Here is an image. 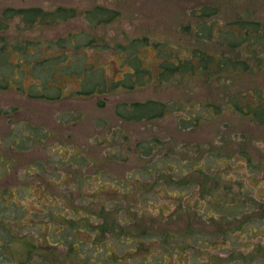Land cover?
Returning <instances> with one entry per match:
<instances>
[{
  "label": "rangeland",
  "instance_id": "1",
  "mask_svg": "<svg viewBox=\"0 0 264 264\" xmlns=\"http://www.w3.org/2000/svg\"><path fill=\"white\" fill-rule=\"evenodd\" d=\"M204 3L214 5L219 14L226 18L239 14V17L264 19V0H0V54L7 55L6 62L12 65L6 64V70L0 66V264H16L18 257L25 256V252L31 249L32 242V249L35 250L28 254L29 264H60V254L65 250H60V246L42 247V242H47L50 226L54 232L60 229L55 227L60 225V214L54 219L50 216V212L62 213L60 208L69 209L72 214L78 213L81 218L93 216L96 226L101 225L103 230L99 237L112 240L109 238L111 232L107 233L106 230L110 228L108 205L114 202V196L110 197L120 187L112 182L98 184V180L105 181V178L95 177L93 180L91 175L100 169L114 174H126L133 168L139 170L144 158L129 148L132 145L129 143L130 138H149L160 133L159 136L173 137L181 144V138L188 136L172 133L174 124L170 117L151 125L126 123L116 117L114 104L147 97L168 101L175 99L181 103L178 105L180 115H186V101L194 93L187 87L158 88L159 91L148 87L131 92L124 89L114 91V94L106 98L103 95L97 96V91L92 94L79 92L90 90L91 83H102L104 80L111 83L114 78L121 77L122 70L129 68L123 60L125 55L119 54L114 47L118 42L128 44L134 38L147 35L164 42L162 48L166 43V49H174L183 56L187 43L203 39L189 32L181 34V26L198 18L199 6ZM33 7L41 8L43 11L40 14L43 16L27 20L29 18L24 13ZM98 10H105L107 20L99 19L102 14ZM60 11L65 12L64 18L54 19L53 15ZM27 43L28 55L22 49ZM211 47L218 48L217 44H212ZM137 52L144 67L158 66L159 54L156 47L147 44L139 47ZM42 60L45 62L41 63ZM262 85L264 86V80ZM198 95L197 93L195 97ZM98 101L104 102V106H99ZM174 106L176 105L171 102L170 107ZM228 120H231L229 115L221 114L218 118L205 121L202 128L190 136L200 141L206 139L212 147L233 153L236 145L227 140L231 127L224 124ZM223 125L226 127L225 131ZM159 128L161 132L158 131ZM219 128L218 135L223 139L215 142L214 134ZM263 129L264 125H248L246 133L249 135L251 131ZM259 142L264 147V141ZM73 154L80 157L78 162H75ZM228 160L227 164L216 167L223 168L227 165V170L233 171L237 164L230 158ZM207 166L215 167L214 159H207ZM73 170L86 171L90 175L88 178V174L82 176L84 180L73 185V178L69 174H73ZM240 173L234 172L230 176L223 174L221 181L245 180ZM75 174V177H80L79 173ZM126 178L125 185L134 194L133 200L140 201L136 209H143L141 220L151 222L152 225L150 216H154L155 224L160 227L159 233H164L161 231L166 229L180 231L189 221L196 229L206 226L199 221L189 220L186 213L175 215L169 222L160 219L158 212L160 207L165 206L162 204L168 203L166 198L171 197L169 191L155 194L160 185L156 183L155 192L147 193L142 188V183L152 178L150 172L137 171ZM262 183L260 181L259 185ZM249 188L251 192L257 189ZM168 189L176 195V191ZM191 191L192 188L181 190L186 198L191 196ZM135 195L141 198L138 199ZM192 197L191 205H198L206 210L207 205L203 207L196 203L197 197L193 194ZM175 200L177 203L180 201L178 198H171L172 203H176ZM201 201H204L203 198ZM175 206L169 204L163 210L175 209ZM67 223L68 220L64 227L66 229L62 231L64 233L70 231ZM251 224L254 235L226 236L224 240H221V236L203 237L211 241L217 240L214 247L203 245L204 242L199 241V236L194 233L191 244H195L203 253L200 256L196 254L195 258L200 262L195 261L193 256L190 257V264H202L203 260H209L205 251L208 252V257L217 254L222 258L233 251H244L245 247L250 250L248 245L244 243L242 246L240 243L245 240L251 244L262 239L264 234V228L260 227L259 222ZM95 234L94 229L81 233L84 239L93 244L97 239ZM51 236L55 239L54 235ZM64 239L67 249L74 238L70 236ZM149 239L154 242L150 244ZM140 241L142 244L136 252L132 251L134 243L116 241L113 249L109 248L116 252V255L113 254L115 261L109 260V264H120L117 258L125 255L129 256L126 264H143L151 252L154 255L149 258L151 262L146 264H158L157 256L162 253L163 248L162 238L141 237ZM84 245L89 247L87 243ZM89 249L91 251H83L86 257L77 252L78 256L70 255L65 264H95L96 259H104L101 255L96 258L93 248ZM8 251L13 256L9 257ZM191 251L188 253H192ZM187 258L177 256L175 260L187 262ZM87 259L88 262H85ZM235 261L238 262L229 261L227 264L243 262ZM102 263L104 261L96 262ZM251 264H264V260L253 261Z\"/></svg>",
  "mask_w": 264,
  "mask_h": 264
},
{
  "label": "trees",
  "instance_id": "2",
  "mask_svg": "<svg viewBox=\"0 0 264 264\" xmlns=\"http://www.w3.org/2000/svg\"><path fill=\"white\" fill-rule=\"evenodd\" d=\"M104 11H99L102 14L101 17L104 18L99 16L102 21L107 20ZM55 16L53 15L54 18ZM197 16L198 18H195L194 21L182 25L180 33H193L203 40L187 43L183 56L174 49H166V43L162 48L161 45L164 42L154 40L147 35L134 38L128 44L118 42L114 47L119 54L125 55L123 60L129 68L122 70L121 77L114 78L111 83L106 80L101 81L102 83H91L90 90L79 92L92 94L97 91V96L103 95L106 98L114 94V91L124 89L131 92L137 88L148 87L154 91H159L158 88L181 87L185 89L184 87H187L194 93V96L186 101L188 106L186 115H180L178 105L181 103L175 99L168 101L147 97L142 100L118 101L114 104L116 117L126 123H148L151 125L163 118L170 117L173 118L174 124L172 133L188 136L181 138V144L177 143L173 137L159 136L160 133L151 135L149 138H130L129 143L132 145L129 148L134 149L137 155L144 158L143 165L139 170L133 168L126 174H114L100 169L91 175L93 180L95 177L105 178V181L98 180V184L112 182L120 187L119 189L117 187L114 195L110 197L114 196V202L108 205L110 228L106 230H108L107 233L111 232L109 236L111 241L106 237H99V234L103 233L102 227L101 225L96 226V221L91 215L81 218L78 213L73 212L72 214L69 209L61 208L62 213L60 211L50 212L52 219L60 214V225H55L60 229L54 232L53 227L50 226L48 238L45 237L47 242H42V247L60 246V250H65L66 252L63 251L60 254V264H65L66 259L70 255H77V252L86 257L83 251H91L89 247L93 248L96 258L100 255L104 258L96 259L95 264L97 261L109 264V260L115 261L113 254L116 255V252L109 248L113 249V244H116V241L134 243L132 251L136 252L142 244L141 237L156 236L162 238L163 245L162 253L160 252V255L157 256L158 264H190V257L193 256L195 261H199L195 258L196 254L200 256L203 253L194 246L195 244H191L194 233L199 236V241L204 242L203 245L214 247L217 240L211 241L206 238L221 236L222 238H217L224 240L226 236L250 235L253 232L251 222L254 221L259 222L260 227L264 228V147L259 145V141H264V129L257 130V132L251 131L249 135L246 133L248 125H264V86L262 85V80H264V19L239 17V14L226 18L219 14L214 5L208 3L199 6ZM114 17L109 16V18ZM147 44L158 50L159 64L155 68L144 67L141 64L137 50ZM212 44H217L218 48H212ZM26 47L27 44H24L23 50ZM0 48L2 49V46ZM0 56L4 55L0 54ZM4 57L5 59L0 57V65L8 61L7 56ZM43 60L42 62H45ZM197 93L199 95L195 97ZM214 99L220 102H216ZM170 101L176 106L171 108ZM104 104V102L98 101L99 106H104ZM221 114H227L231 119L225 121L224 124L226 127H231L228 130L227 140L236 145L233 153L212 147L206 139L200 141L190 136L202 128L205 121L218 118ZM211 116L212 118H210ZM223 126L225 127V125ZM226 127L223 128L224 131ZM158 131L161 132V129L159 128ZM219 131L220 128L215 131V142L223 139L218 135ZM73 156L76 157L75 162H78L80 157L75 154ZM115 156L116 154H114ZM229 158L237 164L235 169H232L233 171L229 172L227 165L223 168L216 167L223 163L227 164L226 161L229 162ZM207 159H214L215 167L207 166ZM86 161L89 160L86 159ZM73 171V174L69 173L71 179L73 178V185L83 181L84 177L82 176L88 174L86 171ZM137 171L151 173L152 178L146 179L142 183V188L147 193L155 192L156 183L160 185H158L155 194H163V191L165 194L166 191H169L171 197L166 198L168 203L162 204L165 206L160 207V212H158L160 219L169 222L174 219L175 215L186 213L189 220L199 221L206 226L196 229L189 221V224L180 231L166 229V231H161L164 233H159L160 227L155 224L154 216H150L152 225L151 222H143L141 220L143 209H136L140 201L133 200L134 194L129 186L125 185L126 177L129 178L132 173ZM75 172L79 173L80 177H75L77 175ZM234 172H241L240 174L245 180L238 179L234 182L229 180L225 183L221 181L223 174L230 176L234 175ZM260 181L263 182L262 185H259ZM249 186L257 187V189L251 192ZM168 188L176 191V195H173L172 190ZM184 188H192L191 196L188 198L184 196L185 193L181 192ZM160 190L162 192L158 193ZM192 194L198 198L196 203L202 204L203 207L207 205L206 210H202L198 205L197 207L191 205ZM139 195L135 196L140 199L144 193ZM171 198H178L180 201L177 203L175 200L176 203H172ZM201 198L207 204L201 201ZM169 204H175V209L163 210ZM244 209L246 210L244 211ZM67 220L70 231L64 233L62 231L66 229L64 227ZM208 227H212V229H208ZM93 229L96 230L95 235L97 236L94 244L81 235L85 230ZM51 235H54L55 239ZM70 236L74 239L69 243V248L65 249L64 237L69 238ZM153 242L154 240L149 239L150 244ZM85 243L89 247L86 248ZM244 243L250 247V250L245 247L244 251H233L227 257L221 258L217 254L208 257L209 254L205 251L209 260H203L202 264L203 262L204 264L207 262L208 264L238 262L235 260H242V264H251L253 261L264 260V234L262 239L251 244L244 240L240 245L243 246ZM252 244L253 246H251ZM32 246L33 242L31 249L25 252V256L18 257L16 264L30 263L28 254L35 250V248L32 249ZM158 250L159 248L156 251ZM189 251L192 253H188ZM8 254L11 257L12 253ZM152 255H154L152 252L148 254L149 257H146L143 264L151 262L149 258ZM177 256L188 257V261L175 260ZM128 257L125 255L123 258L117 259L120 264H126L125 261ZM218 259L219 261H217ZM84 261L88 262V259Z\"/></svg>",
  "mask_w": 264,
  "mask_h": 264
},
{
  "label": "flooded vegetation",
  "instance_id": "3",
  "mask_svg": "<svg viewBox=\"0 0 264 264\" xmlns=\"http://www.w3.org/2000/svg\"><path fill=\"white\" fill-rule=\"evenodd\" d=\"M59 9L60 8H57V10H59ZM42 11L43 10L41 8H39V7L29 8L28 12L24 13V16L26 18H29L27 20L33 19L34 17H38V16L41 17V16H43V15L40 14V12H42ZM44 14H46V13H44ZM55 15L56 16H55L54 19H58L59 17H61V18L63 17L64 18L65 12L60 11V12H58ZM64 20H66V19H64Z\"/></svg>",
  "mask_w": 264,
  "mask_h": 264
}]
</instances>
